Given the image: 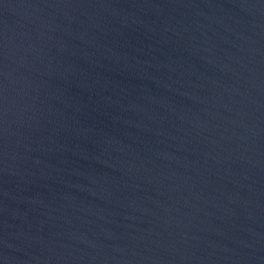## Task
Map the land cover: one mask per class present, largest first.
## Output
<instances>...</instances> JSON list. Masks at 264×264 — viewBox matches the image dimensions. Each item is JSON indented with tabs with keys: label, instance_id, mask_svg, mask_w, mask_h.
I'll use <instances>...</instances> for the list:
<instances>
[{
	"label": "water",
	"instance_id": "95a60500",
	"mask_svg": "<svg viewBox=\"0 0 264 264\" xmlns=\"http://www.w3.org/2000/svg\"><path fill=\"white\" fill-rule=\"evenodd\" d=\"M0 264H264V0H0Z\"/></svg>",
	"mask_w": 264,
	"mask_h": 264
}]
</instances>
